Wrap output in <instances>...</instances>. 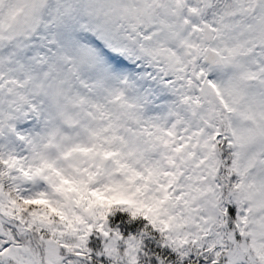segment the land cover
<instances>
[{
  "label": "snow or ice",
  "instance_id": "1",
  "mask_svg": "<svg viewBox=\"0 0 264 264\" xmlns=\"http://www.w3.org/2000/svg\"><path fill=\"white\" fill-rule=\"evenodd\" d=\"M0 264H264V0H0Z\"/></svg>",
  "mask_w": 264,
  "mask_h": 264
}]
</instances>
